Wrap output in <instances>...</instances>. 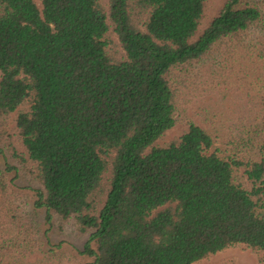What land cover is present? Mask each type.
Returning <instances> with one entry per match:
<instances>
[{
    "label": "trees",
    "instance_id": "obj_1",
    "mask_svg": "<svg viewBox=\"0 0 264 264\" xmlns=\"http://www.w3.org/2000/svg\"><path fill=\"white\" fill-rule=\"evenodd\" d=\"M208 1L0 0V123L18 111L28 156L12 151L45 210L34 226L0 208V264H31L56 222L89 233L86 264H194L237 244L264 263V109L235 142L257 158L196 122L156 145L180 120L175 70L214 59L264 92V0H226L200 31Z\"/></svg>",
    "mask_w": 264,
    "mask_h": 264
},
{
    "label": "rangeland",
    "instance_id": "obj_2",
    "mask_svg": "<svg viewBox=\"0 0 264 264\" xmlns=\"http://www.w3.org/2000/svg\"><path fill=\"white\" fill-rule=\"evenodd\" d=\"M36 1L41 6V0ZM225 2L226 0H209L206 3L200 31L220 13ZM262 6L264 11V1ZM111 39L113 50L121 54L123 50L118 37L112 34ZM213 61L214 59L208 60L198 72L179 69L169 75L180 98L178 109L180 120L156 142V145L166 146L178 140L188 129L189 123L196 122L214 134L217 145L223 151L232 153L236 151L242 157L257 158L258 152L253 147L237 150L235 142L239 136L247 137V127L238 122L245 117L254 119L258 116L256 113L264 109V92L251 89L245 83L239 84L240 76L237 75L239 72L237 74L234 72L235 66L231 71L228 69L226 72L213 74V71L217 70L213 66ZM229 75L233 77L229 78ZM27 108L28 103L20 107V109ZM17 114L18 111L0 123V149L4 153H0V208L19 209L20 214L26 216L35 226L38 221L44 222L45 210L35 209L37 208L36 190L41 184L28 173L32 164L25 161L28 155L17 134ZM261 118L258 117L259 120ZM14 147L24 155V160L13 154ZM6 163L16 166L18 173L6 171ZM50 236V244L31 253L29 256L31 264H86L93 259L82 253L89 233H78L72 226H63L56 222ZM262 256V253L244 244H237L194 264H219L223 261L236 262V264H264Z\"/></svg>",
    "mask_w": 264,
    "mask_h": 264
}]
</instances>
